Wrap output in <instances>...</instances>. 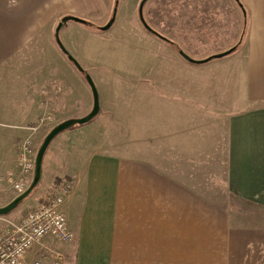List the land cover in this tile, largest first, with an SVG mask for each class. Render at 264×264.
<instances>
[{
    "label": "crops",
    "instance_id": "1",
    "mask_svg": "<svg viewBox=\"0 0 264 264\" xmlns=\"http://www.w3.org/2000/svg\"><path fill=\"white\" fill-rule=\"evenodd\" d=\"M240 1L247 30L235 50L238 66L210 68L215 71L202 77L183 66L184 72L163 71L175 75L154 87L123 85L135 98H121L115 120L99 108L98 134L66 140L62 160L54 152L42 162L33 206L64 181L72 184L63 209L74 240L54 242L64 264H264V218L244 208L264 209V0ZM171 3L176 17L181 7ZM109 4L0 0V192L15 195L4 180L18 169L15 143L40 115V88L66 64L55 26L65 15L101 24ZM229 6L240 28L241 8ZM69 33L65 41L73 50ZM236 36L207 54L232 46ZM138 93L144 100L135 111ZM39 247L27 254L28 264L39 259Z\"/></svg>",
    "mask_w": 264,
    "mask_h": 264
},
{
    "label": "rangeland",
    "instance_id": "2",
    "mask_svg": "<svg viewBox=\"0 0 264 264\" xmlns=\"http://www.w3.org/2000/svg\"><path fill=\"white\" fill-rule=\"evenodd\" d=\"M174 1L181 7L177 18L174 11L175 3H171ZM231 1L236 10L241 8L236 0H147L143 6V17L146 23L164 38L159 39L151 32H147L139 20L138 5L140 0H110L107 19L98 25L91 24L96 30H89L81 22L70 21L59 30L58 38L69 54L81 66L87 68L88 74L91 75L97 87L100 108L109 111L108 117L115 120L121 98L124 100L135 98L133 90H131V94L123 91V85L134 87L139 84L140 88L145 87L144 85H153L152 87H154L161 80L172 78L175 75L164 74L163 71L172 72L180 69L179 71L184 72L186 70L181 69L183 66L195 68L194 72L202 77L215 71L210 68L239 65L240 58L237 56L236 49L224 56L202 63L185 62L180 59V57L184 59L180 51L188 52L187 55L198 59L200 56L202 58L210 56L207 53L219 50L226 43L233 41L235 35H237V39L232 46L237 45L243 39L247 30V21L244 19L241 8V27L238 28L237 23L235 25L234 19L237 21L238 14L235 16V10L229 6ZM114 8L116 11L113 23L108 29L100 30L99 27L110 19ZM67 27H72V29ZM68 29L73 50L68 47L65 41ZM54 41L56 43L55 39ZM56 47L58 49V45ZM61 53L65 57L63 59L66 64L60 63V68L56 69L57 77H49L54 82L53 84L59 88V91L55 95L51 93L47 95L49 109L55 116V122L51 127L43 126L35 133H38L33 146L36 151L46 133L54 125L64 120L67 113H73L74 117H80L87 114L84 112L89 106L92 107V93L84 78V73L80 72L81 77L79 70L62 51ZM215 76H218V73ZM39 87L37 86V88ZM44 87H41L40 91ZM65 94L69 95L68 101L64 98ZM40 97L42 103L45 96L40 93ZM136 97L138 100L135 103V111L140 104L139 99L144 100V94L138 93ZM43 112L42 107L38 114L41 115ZM38 117L39 115L34 120L36 121ZM97 117L98 114L84 124H76L59 132L49 143L42 162L46 163L51 160L54 152L55 158L62 160L60 158L63 154L62 146L66 140L73 142L82 136L92 135L94 137L98 134ZM95 141H91V144H94ZM44 175L42 180H44ZM32 192L14 210L2 217L0 231L10 223L16 222L26 210L31 208L30 206L34 205L35 199L40 194L33 195ZM15 196L16 194L1 191L0 206L7 204ZM245 206L244 208L257 210V213L259 212V215L264 218V209L247 204Z\"/></svg>",
    "mask_w": 264,
    "mask_h": 264
},
{
    "label": "built area",
    "instance_id": "3",
    "mask_svg": "<svg viewBox=\"0 0 264 264\" xmlns=\"http://www.w3.org/2000/svg\"><path fill=\"white\" fill-rule=\"evenodd\" d=\"M50 81L49 86L41 89L45 96L42 101L44 112L37 120L24 127L25 135L18 138L15 146L17 151V172L7 171L4 180L9 188L18 195L29 185L34 169L36 149L34 136L43 126H52L55 116L49 109L48 94L55 95L59 88ZM72 191L71 181H64L59 192L48 194L41 201L28 210L20 218L0 231V264H28L27 254L39 245V259L33 264H41V259L50 257L51 264H64L65 254L54 247V242L70 243L74 240V233L68 228L63 205Z\"/></svg>",
    "mask_w": 264,
    "mask_h": 264
},
{
    "label": "water",
    "instance_id": "4",
    "mask_svg": "<svg viewBox=\"0 0 264 264\" xmlns=\"http://www.w3.org/2000/svg\"><path fill=\"white\" fill-rule=\"evenodd\" d=\"M146 0H141L139 2L138 5V17L139 20L141 22V24L143 25V27L148 30L149 32L162 37L159 33H157L156 31H154L144 20L143 18V14H142V8L143 5L145 3ZM115 11L116 8L113 9L112 15L110 17V19L102 26L99 27L100 30H106L108 29L111 24L114 21L115 18ZM69 20H73L76 22H81L83 23V20L79 17L76 16H71V15H65L61 18V20L58 22V24L56 25L55 28V40L59 46V48L61 49V51L63 53H65L68 57V59L74 64V66L80 71V72H84L83 68L81 67V65L77 62V60L70 55L67 50L65 49V47L62 45L61 41L58 38V31L60 29V27L66 23ZM163 38V37H162ZM234 47H230L229 49L222 51L220 53H216L213 55H210L206 58L203 59H194L189 57L187 54H185L183 51H180V54L187 59L190 62L193 63H202V62H206L212 58H217V57H221L224 56L228 53H230L231 51H233ZM84 78L87 82V84L89 85L90 89H91V93H92V107L90 109V111L81 116V117H72V118H67L65 120L60 121L59 123H57L56 125H54L44 136L41 144L39 145L36 154H35V158H34V169H33V175L31 178V181L28 185V187L21 193H19L18 195H16L11 201H9L7 204L0 206V215H5L9 212H11L12 210H14L25 198L28 197V195L37 187V185L40 182L41 179V173H42V159L44 156V153L49 145V143L51 142V140L61 131L76 125V124H84L86 122H88L89 120H91L99 111V95H98V91L97 88L95 86V83L93 82L91 76L88 73H84Z\"/></svg>",
    "mask_w": 264,
    "mask_h": 264
},
{
    "label": "trees",
    "instance_id": "5",
    "mask_svg": "<svg viewBox=\"0 0 264 264\" xmlns=\"http://www.w3.org/2000/svg\"><path fill=\"white\" fill-rule=\"evenodd\" d=\"M237 1V3L240 5V7L242 8V11H243V15H244V19L246 20V14H245V7H244V5L242 4V2L240 1V0H236ZM83 20V23H87V24H92V23H90V22H88V21H86V20H84V19H82ZM245 22V21H244ZM241 42H242V39H241V41L237 44V45H235V46H232V47H234V49H236L240 44H241ZM233 49V50H234ZM57 180H58V178H56Z\"/></svg>",
    "mask_w": 264,
    "mask_h": 264
}]
</instances>
